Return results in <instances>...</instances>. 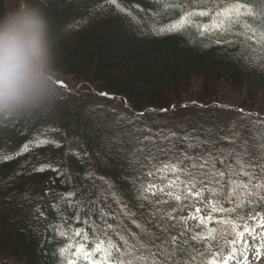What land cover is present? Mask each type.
<instances>
[{
    "label": "trees",
    "instance_id": "trees-1",
    "mask_svg": "<svg viewBox=\"0 0 264 264\" xmlns=\"http://www.w3.org/2000/svg\"><path fill=\"white\" fill-rule=\"evenodd\" d=\"M167 2L173 3L175 0ZM98 3H102V0H43L55 34L57 29L65 25L61 34L56 35L60 56V95L54 108L31 113L27 123L21 118L20 122L13 126L12 121L16 119L14 115L7 117V127H0V264H69V261H74L70 251L76 237L73 230L77 228L83 229L88 235L89 247L93 248L98 240H104L107 245L106 237L99 234V225L93 230L77 223L76 212L87 208V200L95 199L100 192L108 191L105 181L112 184L120 195V190L126 186L119 177L127 173L121 170L128 168L129 164L115 161L114 148H109L110 152L100 150L102 145L99 137H94L88 132L92 113L95 115L98 111V121H108L121 115L133 118L134 113H144L141 119L127 127V135L123 134L117 141L120 147L123 144L122 149L132 145L129 144V136L136 134L133 129L141 128V125L148 126L147 129L150 130L143 133L137 131L143 134V138L149 137L144 145L159 143L155 133L167 135L175 132L188 138L185 145L194 146L189 150V154L203 155V148L208 151L214 148L219 151V157L231 161L237 170L239 166L233 159L237 149L243 152L241 157H237L240 165L248 164V159L240 147L242 142L246 141L259 147L247 133L251 130H264V116L250 110L243 109L241 112L212 105H219L215 104L213 99L223 84L235 88L245 87L251 106L260 103L264 99V71L247 66L243 60L237 61L234 58L236 49L227 44L212 43L211 41L221 38L216 33L205 39L198 37L188 28L194 37L191 43L183 31L154 34L151 31L153 23L157 26H167L180 19L178 9L164 7L165 0H125L129 6H138L133 8V12L138 17L143 16L144 31H139L129 17L118 14L112 7L94 11ZM199 7L203 8L204 5ZM140 9L143 10L142 13ZM5 10L6 0H0V13ZM84 17L88 18L78 21V18ZM194 19L199 21L200 18ZM71 21L73 23H70ZM82 21L83 23H78ZM203 22L210 23L208 18H204ZM243 23L242 19L232 25L225 22V27L229 32L239 31V25ZM132 27H135L136 31H131ZM185 27L187 28V22ZM226 39L232 37L228 36ZM251 47L255 51L249 55L254 57L256 62L264 63V46ZM195 81L200 83L198 92L190 97L191 100H185L184 97L190 93ZM101 92L116 98L102 97L99 95ZM160 109L168 111L161 112ZM198 113H209L211 116L202 121L197 118L191 122L186 120L197 117ZM247 113L252 115H246ZM221 117L227 121L218 123L217 130L211 134L198 128L210 121H220ZM5 118L0 117V124L4 123ZM171 119L181 121L172 123ZM240 120L247 122L238 125ZM231 131L237 137L235 150L233 142L220 140L221 135L225 134V139L227 134L231 136ZM36 136L41 139H54L61 147L48 144L22 155H14ZM203 141L207 143H200L199 147H195L197 142ZM259 141L264 144V136H261ZM169 144L176 145L177 141L170 139L165 142V145ZM139 147L138 144L137 148ZM246 150L252 152L251 148ZM153 151L157 152L155 148ZM179 151H185V147H180ZM73 152L79 153L80 157L72 155ZM174 152L175 149L169 152L168 156L174 155ZM138 153L140 160L146 154L140 151ZM6 154L14 155V158L4 160L3 156ZM29 161L30 163H27ZM47 163L62 169L66 175L58 179L51 170L36 173L30 171L33 166ZM215 167L220 168L221 165L216 163ZM91 172L96 174V178H85L86 174ZM133 173L135 174L132 172L130 175ZM61 180L64 182L61 183ZM143 182L148 181L143 179ZM58 193L68 196L74 207L61 200ZM73 193L75 195L70 196ZM121 198L129 199L126 194L121 195ZM221 203L224 208L231 207L230 204ZM50 205H55L56 208ZM196 206L202 208L200 214H196L194 208L181 213L187 220L189 231L185 232L182 238L179 229L172 235H175L178 241H186L182 245L185 252H178L177 259L184 260L186 264H208L217 251H223L225 255L230 251L227 241L234 238V230H239L236 226L240 221L235 214L212 212L210 207L199 203H196ZM36 209L42 211L44 217L34 218ZM57 210L67 218V222L60 223L57 228V233L63 231L65 235L60 237L57 234L56 239L61 241L57 246L44 243V248L47 249L45 254L41 250L42 238L37 233L43 231L49 223L58 220ZM132 211H135V208ZM209 214L211 220L207 219ZM79 215L81 221L87 218L85 211H80ZM196 215L205 217V222L192 228L188 220ZM261 215H264V212ZM220 220H231L232 223L220 224ZM247 222L251 226L256 224V221L252 220ZM128 227L140 236L134 225L128 224ZM144 227L156 236L155 240L147 243V246L155 251V245L161 244L166 237L157 231L154 224ZM213 229L215 231H212ZM108 236L115 244L122 243L111 232ZM193 236L197 239L193 240ZM51 238L50 233L48 239ZM148 238L142 236L141 241L144 242ZM129 244H136V241L129 238ZM249 244H252L251 240ZM173 247L169 245V251ZM61 248L66 249V252L61 254ZM135 254L148 255L147 249H141L139 245ZM248 255L255 253L249 252ZM261 255L264 256V248L261 249ZM190 257L195 258L194 262ZM229 264L234 262L229 261Z\"/></svg>",
    "mask_w": 264,
    "mask_h": 264
},
{
    "label": "snow or ice",
    "instance_id": "snow-or-ice-1",
    "mask_svg": "<svg viewBox=\"0 0 264 264\" xmlns=\"http://www.w3.org/2000/svg\"><path fill=\"white\" fill-rule=\"evenodd\" d=\"M199 5H204V7L200 8ZM106 7H112L118 14L129 17L139 31L145 30L143 16L138 17L133 12V8L138 7L137 5L129 6L125 0H102V3H98L93 10L101 11ZM164 7L178 9L180 19L178 22L167 26H157L156 23H153L151 31L154 34L183 31L191 43L194 37L189 33L188 28L192 29L198 37L205 39L212 33H216L221 38L211 41L212 43L227 44L236 49L234 58L237 61L243 60L247 66L264 71V63L256 62L255 58L249 55L255 51L251 45L264 46V0H190V2L189 0H175L173 3H168L165 0ZM140 12L142 13L143 10L140 9ZM196 17L200 18L199 21L194 19ZM204 18H208L210 23H204ZM241 19L244 21L243 24L239 25L241 30L229 32L225 27V22L232 25ZM186 22L187 28L185 27ZM78 23H83V21ZM228 36H231L232 39H226ZM99 95L109 99L116 98L109 96L106 92H101ZM187 106L181 105V107ZM199 107L205 106L199 105ZM212 107H220V105H212ZM160 111L167 112L168 110L160 109ZM237 111L243 112V109H237ZM246 115L252 114L247 113ZM30 116L31 113L16 115V119L12 121L13 126L20 122L21 118H24L25 123H27ZM143 116L144 113L140 112L134 113L133 118L121 116L120 119H128L129 123H134ZM8 120L9 118L6 117L0 127H7ZM49 130L55 131V129ZM137 131L147 132L150 130L147 128L133 129V132ZM155 135L159 140V143L153 145L159 153L155 157L156 164H152L148 155H145L142 160L138 159L133 166L126 155L127 149L116 150L117 157L123 158L124 162L129 164L128 168L121 171L137 174L119 177V180L126 186L120 190V195L114 190L112 184L105 181L108 193L100 192L95 199L85 202L86 209L77 210L75 221L91 227L93 230L99 225V234L106 237L107 247H104V240H98L94 248H89L88 235L83 229L77 228L73 230L74 235L83 236V241L76 248L75 254L81 256L83 261L88 262V264H145V262L148 264H186L184 260L177 259L178 252L181 254L185 252L182 245L186 241L183 239L178 241L172 233L179 229L182 238L184 233L189 231L187 220L181 213L189 208H194L195 213L200 214L202 208L196 206V203H199L210 207L212 212L235 214L240 221L236 226L239 230H234V238L227 241L230 251L226 255L223 251H217L208 264H229V261H233L234 264H249V252H254L255 257L259 259L261 249L264 248V215H261L264 212V194H262L264 193V144L257 147L255 144L242 142L240 147L248 159V164L246 166L240 165L239 159L234 156L233 159L239 166V170H237L228 159H222L219 156L214 158L211 154H189V150L194 146L192 144L185 145L188 139L186 136L177 135L175 132L163 136L159 133H155ZM148 139L147 136L143 139L135 137L134 140H129V144L138 143L140 147L137 151L151 153L153 148L146 149L144 147V140ZM170 139H175L177 144L165 146V142ZM200 143H207V141L197 142L195 147H199ZM48 144L61 147L59 142L54 139H41L36 136L24 144L14 155H22ZM182 146L185 147V151L180 152L179 148ZM248 148H251L252 152L247 151ZM174 149V155L168 156V153ZM71 154L80 157L79 153L73 152ZM14 155L6 154L3 159L11 160ZM160 156H168L167 161L161 160ZM216 163H219L221 167L216 168ZM148 165H151V171H141ZM46 170L53 171L58 179L66 175L65 171L51 163L33 166L30 169L32 173ZM144 177L153 182L144 183ZM85 178L95 179L96 174L94 172L87 173ZM157 180L159 183L155 182ZM63 182L61 180V183ZM124 194L129 199H122L121 195ZM46 195L48 194L46 193ZM57 195L60 196L61 200L68 202L70 207H74L68 196L61 193ZM74 195L75 193L70 194V196ZM245 199L247 204H245ZM214 201L215 203H213ZM221 202L230 204L231 207L224 208ZM50 207L56 208L55 205H50ZM133 208L135 211H132ZM57 211L58 220L49 223L43 231L37 233L42 238L41 250L45 254L47 249L44 248V243L57 246L61 243L56 239L57 234L60 237L65 235L63 231L57 233V228L60 223H66L67 218L60 214L59 210ZM80 211H85L87 217L83 221L80 219ZM42 217H44V213L36 209L34 218L40 219ZM191 218L199 219L200 224L205 222V217L199 215L191 216ZM207 219L211 220L210 214ZM248 220L256 221L255 226L249 225ZM109 221L114 223H109ZM218 223L231 224L232 221L220 220ZM128 224L134 225L139 230L140 236L132 232ZM147 224H154L157 231L166 237L161 244L155 245V251L141 241L142 236L150 237L152 240L156 239V236L144 227ZM109 232L118 237L122 243L120 245L115 244L112 238L108 236ZM50 233L52 238L48 239ZM129 238L135 240L136 244L130 245ZM192 239L196 240L197 237L193 236ZM201 239L207 238L201 237ZM249 240L252 241V244H249ZM137 245L141 249L146 248L148 255H136ZM169 245L174 246L171 251H169ZM60 252L63 254L66 249L61 248ZM97 253L100 254L99 258H96ZM190 259L194 262L195 258L190 257ZM69 264H75V261H69Z\"/></svg>",
    "mask_w": 264,
    "mask_h": 264
},
{
    "label": "clouds",
    "instance_id": "clouds-1",
    "mask_svg": "<svg viewBox=\"0 0 264 264\" xmlns=\"http://www.w3.org/2000/svg\"><path fill=\"white\" fill-rule=\"evenodd\" d=\"M57 37L43 0L0 13V117L49 111L60 91Z\"/></svg>",
    "mask_w": 264,
    "mask_h": 264
},
{
    "label": "rangeland",
    "instance_id": "rangeland-1",
    "mask_svg": "<svg viewBox=\"0 0 264 264\" xmlns=\"http://www.w3.org/2000/svg\"><path fill=\"white\" fill-rule=\"evenodd\" d=\"M18 3V0H6V9L10 8V7H14L16 4ZM90 17V16H89ZM88 17H84V18H78V21L84 20ZM70 23H73L72 21ZM65 26V25H64ZM61 27L59 29H57L56 35H60L62 29L64 28ZM136 28L132 27L131 31H134ZM136 31V30H135ZM199 81H195L193 88H191L190 93H188L187 96H185V100H191L190 97H192L193 95H195L198 90H199ZM216 96L213 99V102L215 104H219L220 106L227 108V109H234L237 111V109H245V110H250L251 112L255 113V114H261L262 116H264V99L263 101H261L260 103L256 104L255 106H251V103L247 100V89L245 87H241V88H235V87H231L230 85L227 84H223L217 91ZM93 117L91 118V121H89V126H88V132L91 133L92 136L99 137V141L101 142V149L105 152H110L109 148H114V157H116L115 161L116 162H120V164H122L121 162H124L123 158H119L116 155V150L117 149H122V145L120 147V144L117 142L119 140V138H121V136L127 135L128 132H126L127 127H130V124L128 122V119H120V117H116L114 119H108V121H98V111L97 113L95 112V115L92 113ZM211 114L207 113L206 115H202L201 113L197 114V117L194 118H186L187 121L191 122L192 120H194L195 118L200 119V121H202L203 119H206L207 117H210ZM228 116V115H227ZM97 117V118H96ZM123 117H127V116H123ZM130 118V117H127ZM220 121H210L209 123H205V124H201L200 126H198V128L200 129V131H203L205 133L211 134L213 133L214 130H217L216 127H218V123H224V120H222V117L220 118ZM102 120V119H101ZM180 122L181 119H171V122ZM230 123L231 120L229 119ZM175 122V123H176ZM207 122V121H206ZM247 121H242L240 120V122L238 123V125H242L245 124ZM129 125V126H128ZM136 127V126H135ZM147 128L148 126H142L141 128ZM233 127V126H232ZM125 128V129H124ZM152 130V128H150ZM211 130L210 132L208 130ZM233 130V128H231ZM143 133V132H142ZM163 134V133H162ZM162 134H160L161 136H163ZM231 136H229L227 134V138L225 139V134L224 136H220V140H227V142H233V149L235 150L236 145H234L236 143L237 137L235 136L234 132L231 131ZM143 135V134H142ZM139 132H136V134H134L132 137L129 136V139H133L135 137H139V138H143ZM248 136L251 137L252 140L256 141L257 144L261 145L263 142L259 141L261 136H264V130L262 131H256V130H251L247 133ZM145 142V140H144ZM192 142V140H191ZM137 145L138 143L133 142L132 145H129L127 148H123V149H127V157L130 159V161L132 162V164L137 161V159L139 158V153L137 151ZM154 144H149V145H144L145 148H154L153 147ZM212 145V144H210ZM166 146V145H165ZM213 146V145H212ZM203 155L204 154H211L213 157H217L219 155V151L215 150L214 148L211 149L210 151H208V149L203 148ZM236 157H241V155H243V152L239 149L236 150ZM145 155H148L149 159L152 161V164H156V159L155 157L157 156V152L152 151L151 153H147ZM201 155V153H200ZM166 156H160L161 160H165L167 161V159L165 158ZM142 160V159H141ZM114 161V162H115ZM239 169V167H238ZM141 170L143 171H151L152 167L151 165H148L147 167L142 168ZM131 173H126V175H130ZM137 173H133V176L136 175ZM105 178V177H103ZM106 179V178H105ZM144 180H147V183L153 182L151 180H149L147 177L143 178ZM183 179V177H182ZM107 180V179H106ZM156 183H159V181H155ZM146 183V184H147ZM108 191H106L104 194H107ZM80 205V204H79ZM77 204V206H79ZM140 222V221H138ZM188 222L191 223V227H198L200 225V220L199 219H192L191 217L189 218ZM135 227V226H134ZM136 228V227H135ZM83 241V236L80 237H75V240L73 242V245L71 246V251L72 252V260L76 261L77 264H88V262L83 261L81 256H77L76 253V248L79 246V244ZM153 240L149 237L148 240H145L143 243H145L147 245V243L149 244L150 242H152ZM95 246V245H94ZM89 247V245H88ZM104 247H107L106 243L104 244ZM91 248V247H89ZM94 248V247H93ZM100 254L97 253V257ZM255 264H262L261 261H259L258 259H256V257H253ZM249 264H253V263H249Z\"/></svg>",
    "mask_w": 264,
    "mask_h": 264
}]
</instances>
